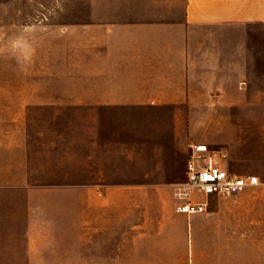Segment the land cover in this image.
Listing matches in <instances>:
<instances>
[{"label": "rangeland", "instance_id": "1", "mask_svg": "<svg viewBox=\"0 0 264 264\" xmlns=\"http://www.w3.org/2000/svg\"><path fill=\"white\" fill-rule=\"evenodd\" d=\"M153 3L0 0V264H25L29 223L58 232L53 244L70 232L119 246L120 264H264V108L79 105L83 34L115 5ZM192 143L261 183L178 213ZM99 178L115 187L41 186Z\"/></svg>", "mask_w": 264, "mask_h": 264}, {"label": "crops", "instance_id": "2", "mask_svg": "<svg viewBox=\"0 0 264 264\" xmlns=\"http://www.w3.org/2000/svg\"><path fill=\"white\" fill-rule=\"evenodd\" d=\"M114 10L121 15L96 17L83 34L80 107L264 108V0H154ZM196 145L209 149L192 143L188 154ZM41 186L115 187L100 178ZM49 230L29 223L25 264H120L119 246L79 244L85 234L70 232L67 243L53 244L58 232Z\"/></svg>", "mask_w": 264, "mask_h": 264}, {"label": "built area", "instance_id": "3", "mask_svg": "<svg viewBox=\"0 0 264 264\" xmlns=\"http://www.w3.org/2000/svg\"><path fill=\"white\" fill-rule=\"evenodd\" d=\"M185 176L189 191L178 193L182 201L176 205V211L186 214L205 212L207 197L211 194L234 195L260 182L257 174L233 171L213 151L197 145L187 155ZM193 191L204 195L205 199L196 200L191 195Z\"/></svg>", "mask_w": 264, "mask_h": 264}, {"label": "clouds", "instance_id": "4", "mask_svg": "<svg viewBox=\"0 0 264 264\" xmlns=\"http://www.w3.org/2000/svg\"><path fill=\"white\" fill-rule=\"evenodd\" d=\"M19 46H20V42L19 41L14 42V47H19Z\"/></svg>", "mask_w": 264, "mask_h": 264}]
</instances>
